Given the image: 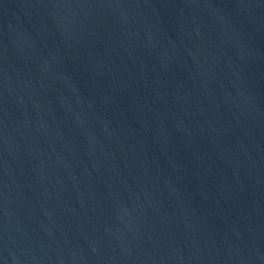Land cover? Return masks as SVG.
I'll use <instances>...</instances> for the list:
<instances>
[{"label": "water", "instance_id": "water-1", "mask_svg": "<svg viewBox=\"0 0 264 264\" xmlns=\"http://www.w3.org/2000/svg\"><path fill=\"white\" fill-rule=\"evenodd\" d=\"M0 264H264V0H0Z\"/></svg>", "mask_w": 264, "mask_h": 264}]
</instances>
